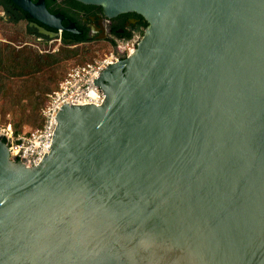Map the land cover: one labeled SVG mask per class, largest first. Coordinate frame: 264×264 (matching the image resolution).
Masks as SVG:
<instances>
[{
  "label": "water",
  "instance_id": "water-1",
  "mask_svg": "<svg viewBox=\"0 0 264 264\" xmlns=\"http://www.w3.org/2000/svg\"><path fill=\"white\" fill-rule=\"evenodd\" d=\"M76 1L148 25L38 165L0 137V264H264V0Z\"/></svg>",
  "mask_w": 264,
  "mask_h": 264
},
{
  "label": "trees",
  "instance_id": "trees-1",
  "mask_svg": "<svg viewBox=\"0 0 264 264\" xmlns=\"http://www.w3.org/2000/svg\"><path fill=\"white\" fill-rule=\"evenodd\" d=\"M0 22L1 35L10 41L0 40V120L13 113L14 119L5 122L18 134L27 126L43 124L42 109L65 76L67 62L86 63L88 57L67 44L57 51L41 50L42 41L33 39L28 24L9 12L0 16Z\"/></svg>",
  "mask_w": 264,
  "mask_h": 264
},
{
  "label": "flooded vegetation",
  "instance_id": "flooded-vegetation-1",
  "mask_svg": "<svg viewBox=\"0 0 264 264\" xmlns=\"http://www.w3.org/2000/svg\"><path fill=\"white\" fill-rule=\"evenodd\" d=\"M44 1L51 13L63 15L62 26L68 27L72 23L74 31L63 29L60 32L31 18L12 0H0V7L5 10V13L9 12L10 16H13L18 22L27 23L30 28L28 30L35 40L46 42L54 39L51 38V34L57 33L56 38H60L62 45H72L86 50L110 47L119 52L118 60L127 56L131 44L137 45L148 25L146 19L135 12L108 17L103 8L98 5L84 4L76 0Z\"/></svg>",
  "mask_w": 264,
  "mask_h": 264
},
{
  "label": "built area",
  "instance_id": "built-area-1",
  "mask_svg": "<svg viewBox=\"0 0 264 264\" xmlns=\"http://www.w3.org/2000/svg\"><path fill=\"white\" fill-rule=\"evenodd\" d=\"M61 32V30H59ZM59 40L60 38H54ZM134 46L127 55L130 54ZM47 51V50H46ZM119 52L113 50L104 58L94 59L84 64L72 67L65 77L59 82L58 88L49 94L47 105L42 109L43 124L30 128L26 127L21 133L15 134L12 124L0 128V137L6 142L12 159L20 160L27 166L39 164L48 146L52 143V136L57 121L55 113L60 104L69 103L102 104L105 98L104 91L93 80L110 64L117 61ZM71 101V103H70Z\"/></svg>",
  "mask_w": 264,
  "mask_h": 264
},
{
  "label": "rangeland",
  "instance_id": "rangeland-1",
  "mask_svg": "<svg viewBox=\"0 0 264 264\" xmlns=\"http://www.w3.org/2000/svg\"><path fill=\"white\" fill-rule=\"evenodd\" d=\"M2 14H3V12H0V16ZM0 25H1V22H0ZM0 40H2L4 42H10L7 38H5L4 36L1 35V29H0ZM20 43L21 42L19 41V42H15L14 44H20ZM61 45L62 44L60 43L59 40L52 39V40H48L46 42H42L41 44H39V47L43 51H45V50H47V51H57ZM67 46L70 47V48L78 50L80 54H84L86 57H88L87 62L91 61V60H94V59L104 58L106 55L110 54L111 51H113L112 48H110V47H106V48L103 47V48L95 49V50H92V49H87L86 50L85 48L75 47V46H72V45H67ZM133 46L134 45L131 44L129 50H131L133 48ZM121 50H122V47H121ZM81 64H84V62L83 63H79V64H77V63H75L73 61L67 62V67H66V72L65 73L67 74V72L72 67L77 66V65H81ZM48 99H49V96H48ZM13 119H14V115H13V113H10L9 115H7L5 120H0V128L5 126V125H7V122H5L6 120L7 121H11ZM9 123L10 122H8V124ZM27 127H29V126H27ZM30 128H31V126H30Z\"/></svg>",
  "mask_w": 264,
  "mask_h": 264
}]
</instances>
